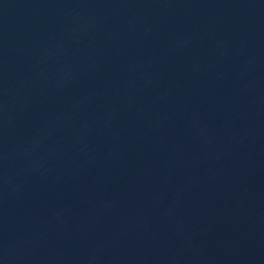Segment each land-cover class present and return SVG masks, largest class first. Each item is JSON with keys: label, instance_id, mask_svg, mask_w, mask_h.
Returning <instances> with one entry per match:
<instances>
[{"label": "water", "instance_id": "obj_1", "mask_svg": "<svg viewBox=\"0 0 264 264\" xmlns=\"http://www.w3.org/2000/svg\"><path fill=\"white\" fill-rule=\"evenodd\" d=\"M264 191V0H0V264H215Z\"/></svg>", "mask_w": 264, "mask_h": 264}]
</instances>
